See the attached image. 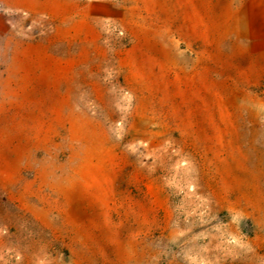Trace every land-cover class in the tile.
<instances>
[{
	"label": "rangeland",
	"instance_id": "rangeland-1",
	"mask_svg": "<svg viewBox=\"0 0 264 264\" xmlns=\"http://www.w3.org/2000/svg\"><path fill=\"white\" fill-rule=\"evenodd\" d=\"M0 264H264V0H0Z\"/></svg>",
	"mask_w": 264,
	"mask_h": 264
}]
</instances>
